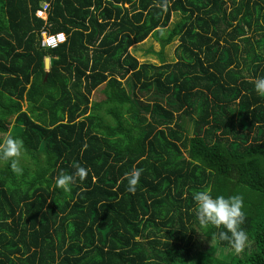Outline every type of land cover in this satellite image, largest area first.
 Here are the masks:
<instances>
[{"label": "trees", "instance_id": "obj_1", "mask_svg": "<svg viewBox=\"0 0 264 264\" xmlns=\"http://www.w3.org/2000/svg\"><path fill=\"white\" fill-rule=\"evenodd\" d=\"M42 30L67 40L43 48ZM148 37L176 60L140 63ZM259 76L264 0H0V142L24 145L23 175L0 160V264H264ZM204 189L242 195L244 250L199 224ZM198 231L212 244L192 256Z\"/></svg>", "mask_w": 264, "mask_h": 264}, {"label": "clouds", "instance_id": "obj_2", "mask_svg": "<svg viewBox=\"0 0 264 264\" xmlns=\"http://www.w3.org/2000/svg\"><path fill=\"white\" fill-rule=\"evenodd\" d=\"M61 33L66 35L64 32ZM251 83L254 91L258 95L264 96V76L256 77ZM23 148L24 145L22 139L12 134H9L2 142H0V160L10 162L12 171L18 176L23 175L24 171L20 166V157ZM142 171L143 169L133 168L126 174L125 179L127 180V191L135 193ZM78 175L79 178L83 180L86 177L87 172L84 168H79ZM73 182L74 176L70 174L59 175L55 180L56 186L66 192L71 191L70 186ZM193 199L196 204V216L199 224L205 228L210 225L217 228L222 226L224 230H221L218 233H213V236L221 241H229L231 246L237 252L244 250L248 241V235L240 227L245 220V213L243 211L244 200L242 195L236 194L227 197L218 195L214 197L209 189H204L196 192Z\"/></svg>", "mask_w": 264, "mask_h": 264}, {"label": "rangeland", "instance_id": "obj_3", "mask_svg": "<svg viewBox=\"0 0 264 264\" xmlns=\"http://www.w3.org/2000/svg\"><path fill=\"white\" fill-rule=\"evenodd\" d=\"M179 19L178 14H173L171 17V23L177 21ZM179 44L177 40L173 41L172 43L162 47L158 42H155L152 37L146 38L142 43L136 44L129 48V52L133 54L134 57L137 58V60L142 63V62H150L155 65H159L163 61L166 63L169 62H174L176 60V46ZM103 88V87H101ZM101 88H96L91 92L90 95V100L93 101H101L104 99L103 95H101L100 91ZM100 90V91H99ZM137 96L139 98L142 96L145 98L142 94L137 93ZM25 105L22 107L23 109L25 108ZM148 116V115H147ZM109 120V118H108ZM189 123V122H188ZM189 129H193L192 124H189ZM0 137L2 135L0 134ZM197 237L200 240V244H196L195 246L192 247L190 255L194 256V254L198 252H202V248H205V246H209L212 244L211 239L207 238L203 232L198 231L197 232ZM218 252V250H217Z\"/></svg>", "mask_w": 264, "mask_h": 264}, {"label": "built area", "instance_id": "obj_4", "mask_svg": "<svg viewBox=\"0 0 264 264\" xmlns=\"http://www.w3.org/2000/svg\"><path fill=\"white\" fill-rule=\"evenodd\" d=\"M50 5L48 2H42L38 9L34 12L35 17L43 21H46L48 15V9ZM41 46L42 47H56L66 41V35L61 32L48 33L46 30L41 31Z\"/></svg>", "mask_w": 264, "mask_h": 264}, {"label": "water", "instance_id": "obj_5", "mask_svg": "<svg viewBox=\"0 0 264 264\" xmlns=\"http://www.w3.org/2000/svg\"><path fill=\"white\" fill-rule=\"evenodd\" d=\"M44 69H45V76H44V81L46 80V76H47V71H48V69H49V58L48 57H46L45 59H44Z\"/></svg>", "mask_w": 264, "mask_h": 264}]
</instances>
